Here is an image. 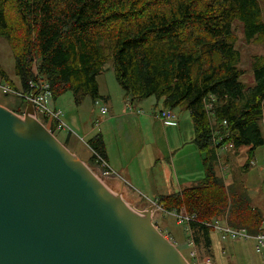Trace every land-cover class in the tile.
<instances>
[{
  "label": "trees",
  "instance_id": "16d2710c",
  "mask_svg": "<svg viewBox=\"0 0 264 264\" xmlns=\"http://www.w3.org/2000/svg\"><path fill=\"white\" fill-rule=\"evenodd\" d=\"M236 22L248 42H264V0H0V37L11 44L22 88L38 73L55 99L67 92L77 105L86 97L104 99L98 76L112 59L125 100L155 97L167 109L190 112L195 144L205 153V177L162 196L159 204L170 213L195 215L191 226L208 245L205 222L217 214L227 211L232 226L251 234L264 223L246 188L226 186L217 172L222 156L214 136L229 132L224 143L249 148L250 157L264 146V58H255V82L246 86ZM0 74L16 89L6 71ZM88 145L91 161L105 162L110 171L102 133Z\"/></svg>",
  "mask_w": 264,
  "mask_h": 264
},
{
  "label": "rangeland",
  "instance_id": "374dc122",
  "mask_svg": "<svg viewBox=\"0 0 264 264\" xmlns=\"http://www.w3.org/2000/svg\"><path fill=\"white\" fill-rule=\"evenodd\" d=\"M234 31L237 35L236 48L241 55L239 62V68L243 71L241 80L249 87L255 82L253 70L255 58H264V42L261 40L248 42L243 26L238 22L234 24ZM0 69L6 71L18 90H23L21 80L15 73V58L11 44L2 37ZM98 81L100 93L108 107L107 113L102 112L101 105L104 104L100 105L90 97H86L77 105L71 92L55 100L51 99L49 106L63 110L64 119L70 128L61 131L51 129L50 132L57 141L84 164L100 183L119 196L123 203L140 212L151 213V224L154 229L176 248L187 264H264V250L261 253L257 252L253 239H223L219 230L216 231V228L212 227L211 222H214L241 229L229 223L227 211L207 221L212 241L211 245H208L200 232L191 224L182 221L181 215H184L185 211L180 214L170 213L158 202L162 196L172 192L169 189L170 185L172 190L177 188L171 162L175 150L186 149L192 143L190 139L193 135L192 119L189 122L184 121V126L180 124L178 130H170L172 139L167 140L164 124L153 116L156 110L152 109L151 103L156 104L155 97L144 100L141 109L133 102L135 109L143 108L145 114H151L152 117L131 115L124 91L116 79L112 59L105 64ZM8 82L0 74V107L27 118L29 104L23 105L22 98L8 93L2 87L12 88ZM208 106L211 109L212 105ZM16 108H20L22 113L14 111ZM182 109L185 111L182 107L176 108L177 111ZM28 116L49 131L50 126L41 115L33 111V115L28 113ZM212 120L214 122V118ZM98 133L104 136L112 171L105 169V162L99 164L91 161L93 151L88 141ZM168 142L172 147H168ZM248 149L247 147L228 149L227 157H223L222 154L217 171L226 186L237 184L246 188L252 198V205L264 213V146L259 147L251 157ZM189 156L192 157V154ZM189 184L186 183L183 187Z\"/></svg>",
  "mask_w": 264,
  "mask_h": 264
},
{
  "label": "water",
  "instance_id": "95a60500",
  "mask_svg": "<svg viewBox=\"0 0 264 264\" xmlns=\"http://www.w3.org/2000/svg\"><path fill=\"white\" fill-rule=\"evenodd\" d=\"M28 113L0 107V264H187Z\"/></svg>",
  "mask_w": 264,
  "mask_h": 264
},
{
  "label": "built area",
  "instance_id": "2783aa9c",
  "mask_svg": "<svg viewBox=\"0 0 264 264\" xmlns=\"http://www.w3.org/2000/svg\"><path fill=\"white\" fill-rule=\"evenodd\" d=\"M2 87L8 93L17 95L18 97L25 100L29 104V106L32 104L34 113H38V115H41L50 126L48 127L49 131H51V129L53 128L52 126L55 127L54 131L70 129L68 123L64 119L63 110L56 106H49V102L51 101V99L55 100V98L50 83L40 74L37 73V77H35V79L29 80L28 87L26 89L23 88V90H18L17 88H10L8 86ZM95 102L100 103V105L101 103L104 104L101 105L102 112H108V107L106 106L107 104L103 99L101 101L100 99H97ZM127 102L128 108L132 112L136 111L137 113H142V110H140L139 108L135 109L134 104L131 100L127 99ZM158 117L165 124H171L172 122L176 121V115L173 114L169 109L161 110L158 114ZM230 137L231 135L229 132L214 136V147L216 148V151H218V156H222V154L226 153L230 148H235L231 140H227V142L224 143V141L226 139H229ZM181 217L182 221H185L188 224H191V221L195 220V215H188L186 213L184 215H181ZM205 225L208 226L207 222H205ZM211 225L212 227L216 228V231L219 230V233H221L223 239H253L255 241L257 252H262L264 250V227L261 228L259 233L251 234L246 228L236 229L227 225L222 226L219 223L214 222H211Z\"/></svg>",
  "mask_w": 264,
  "mask_h": 264
},
{
  "label": "crops",
  "instance_id": "0c3cea01",
  "mask_svg": "<svg viewBox=\"0 0 264 264\" xmlns=\"http://www.w3.org/2000/svg\"><path fill=\"white\" fill-rule=\"evenodd\" d=\"M151 98H153V97H150L148 99H151ZM103 100H105V99H103ZM144 100H147V99H143V100H140V101H137L134 103L136 105H138L139 108L141 109V106H142ZM151 107H152V109L156 110L154 112L153 116H155L159 120H160V118L158 117L159 112L161 110L167 109L163 106V101H158V100H157L156 104H155V102H152ZM169 110H171L172 113L176 115V121L172 122L171 124H165L164 122H162V120H160L164 124V133H165V137L167 140H170V138H171L170 134H169L170 130H178L177 127L180 124L182 126H184L185 125L184 121L189 122V120L192 119L190 116V112L187 109H185V111H183V109L180 111H177L176 108L175 109H169ZM130 113H132L131 115H133L135 117H152L151 114H145V111L143 110V108H142V113L145 115H142L141 113L140 114L133 113L132 111ZM192 122H193V120H192ZM194 138H195V126L193 123V135L190 138V139H192L191 140L192 143H190V145L186 149L180 148V149L175 150L174 154H173L171 167H172V171H173V176L176 180V187L177 188L172 190V185H170L169 189H170V191H172L171 193L178 192V191H181L182 189H184L186 187L192 186V185L196 184L197 182L201 181L205 177V168H204L205 153H202L198 149L197 145L195 144ZM173 140H176V139H173ZM168 147H172V144L170 142H168ZM190 154H192V157L189 156ZM227 155H228V153H223V157L224 156L227 157ZM221 161H222V157H221ZM219 163H220V161H219ZM109 168H110V161H109ZM110 170H111V168H110ZM219 170H222V168H219ZM218 174H219V172H218ZM227 177H229V175ZM186 183H190L189 186L183 187V185H185ZM171 193H168V194H171ZM251 200H252V198H251ZM158 202H159V200H158ZM263 227H264V223H263Z\"/></svg>",
  "mask_w": 264,
  "mask_h": 264
},
{
  "label": "bare ground",
  "instance_id": "6f19581e",
  "mask_svg": "<svg viewBox=\"0 0 264 264\" xmlns=\"http://www.w3.org/2000/svg\"><path fill=\"white\" fill-rule=\"evenodd\" d=\"M28 118H30L28 116ZM26 118H22V121L25 122ZM157 120V119H156ZM48 131V130H47ZM49 132V131H48ZM51 134V133H50ZM75 157V156H74ZM76 158V157H75ZM77 159V158H76ZM78 160V159H77ZM79 161V160H78ZM80 162V161H79ZM81 163V162H80ZM82 164V163H81ZM84 165V164H83ZM86 170L96 179V177L92 174V172L87 169V167L85 166ZM99 180V179H98ZM97 180V182L99 184H101V186L107 191V193L111 196V198L113 200H115L120 206H123V207H126V208H130L132 209V211L135 213V215L137 216V218L140 220V221H143V222H148L150 224V228H151V232H153L154 234H156L159 238H162L164 241H167L163 236H161L159 233H157V231L154 229V227L152 226L151 224V213L150 214H146L144 212H140L138 210H136L134 207L132 206H129L128 204L126 203H123V201L121 200V198L119 196H117L115 193H112L110 190H108L102 183H100L99 181Z\"/></svg>",
  "mask_w": 264,
  "mask_h": 264
}]
</instances>
